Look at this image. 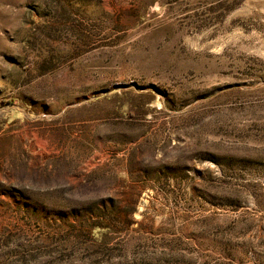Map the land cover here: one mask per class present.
<instances>
[{"label":"rangeland","instance_id":"374dc122","mask_svg":"<svg viewBox=\"0 0 264 264\" xmlns=\"http://www.w3.org/2000/svg\"><path fill=\"white\" fill-rule=\"evenodd\" d=\"M0 264H264V0H0Z\"/></svg>","mask_w":264,"mask_h":264}]
</instances>
